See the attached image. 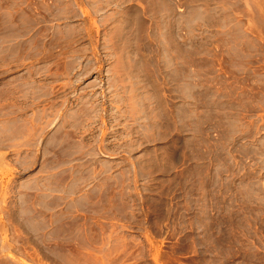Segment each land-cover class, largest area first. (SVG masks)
<instances>
[{"label": "rangeland", "instance_id": "1", "mask_svg": "<svg viewBox=\"0 0 264 264\" xmlns=\"http://www.w3.org/2000/svg\"><path fill=\"white\" fill-rule=\"evenodd\" d=\"M0 264H264V0H0Z\"/></svg>", "mask_w": 264, "mask_h": 264}, {"label": "crops", "instance_id": "2", "mask_svg": "<svg viewBox=\"0 0 264 264\" xmlns=\"http://www.w3.org/2000/svg\"><path fill=\"white\" fill-rule=\"evenodd\" d=\"M21 228H22V226H21ZM23 229V228H22Z\"/></svg>", "mask_w": 264, "mask_h": 264}]
</instances>
